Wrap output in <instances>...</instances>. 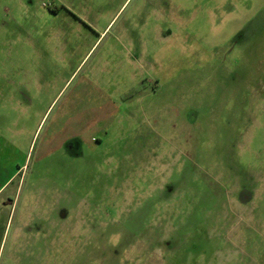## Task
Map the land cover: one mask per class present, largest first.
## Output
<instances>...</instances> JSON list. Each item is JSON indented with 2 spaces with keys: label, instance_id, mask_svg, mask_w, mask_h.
Listing matches in <instances>:
<instances>
[{
  "label": "rangeland",
  "instance_id": "374dc122",
  "mask_svg": "<svg viewBox=\"0 0 264 264\" xmlns=\"http://www.w3.org/2000/svg\"><path fill=\"white\" fill-rule=\"evenodd\" d=\"M0 264H264V0H0Z\"/></svg>",
  "mask_w": 264,
  "mask_h": 264
},
{
  "label": "flooded vegetation",
  "instance_id": "af4514ba",
  "mask_svg": "<svg viewBox=\"0 0 264 264\" xmlns=\"http://www.w3.org/2000/svg\"><path fill=\"white\" fill-rule=\"evenodd\" d=\"M166 4L169 5L168 2H166ZM148 8H149V9H151V8H155V10H154L155 15H157L158 12H160V8H157V7H150L149 5H148ZM149 9H148V10H149ZM167 12H170V11H169V7L165 9V14H164V15H165V18H167ZM76 16H77V15H76ZM77 17H78V16H77ZM154 19H157V18H154ZM132 40H133V39H132Z\"/></svg>",
  "mask_w": 264,
  "mask_h": 264
}]
</instances>
